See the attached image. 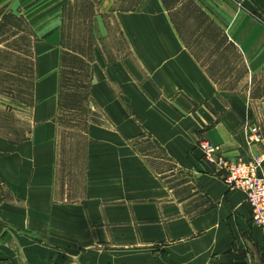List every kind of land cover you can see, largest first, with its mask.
<instances>
[{"label":"crops","instance_id":"0c3cea01","mask_svg":"<svg viewBox=\"0 0 264 264\" xmlns=\"http://www.w3.org/2000/svg\"><path fill=\"white\" fill-rule=\"evenodd\" d=\"M64 1L0 0L32 29L34 60L20 136L7 122L0 132V264H264V232L251 223L245 193L201 167L197 146L209 140L233 159L264 154V0L203 6L227 36L213 43L230 45L245 67L240 90L221 84L231 55L222 65L214 49L210 64L191 52L195 40L177 35L160 0L130 10L99 0L93 38H109L113 13L130 53L92 59L90 94L102 116L88 121L79 166L57 136ZM250 124L262 140H249ZM143 135L158 155L137 149Z\"/></svg>","mask_w":264,"mask_h":264},{"label":"rangeland","instance_id":"374dc122","mask_svg":"<svg viewBox=\"0 0 264 264\" xmlns=\"http://www.w3.org/2000/svg\"><path fill=\"white\" fill-rule=\"evenodd\" d=\"M145 1L148 0H117V2L115 1V9H134ZM213 1L160 0L168 14L173 17L177 35L195 40L186 46L191 52L202 58L205 57L210 64L214 62L212 52L216 50L223 57L222 65L226 61L224 57L230 58L231 55L234 62L232 75L229 76L222 67L221 84L228 89V85L231 83L232 88L240 90L246 83L244 65L239 59H234L230 45L225 44L224 41L221 43H213L212 41L214 37L219 35L227 37L225 34H221L219 29L213 27V19L203 8L205 4L212 5ZM64 2L61 26L62 93L60 92L57 136L62 149L72 148L71 150L78 153L76 159L79 166L81 144L84 141L82 136L88 126V121L101 120L102 116L100 109L92 103L90 94L92 59L97 52L98 55L102 54L103 60L112 61L117 54H129L130 49L127 43L121 42L120 38L125 34L122 33L118 18L113 13L105 17L109 28V38L100 43H97L93 38L91 22L99 0H65ZM198 36L206 37V43H203V40L198 41ZM32 41L33 31L23 16L0 10V108L3 110L1 114L5 117L0 124V132L7 131V122L8 131L13 137H16L15 135L20 136L18 133L21 130V120L17 116H21L22 111H24L23 117L25 118V111L29 109L30 112L33 104L34 60L31 49ZM23 126L25 127V124ZM142 137L144 138L135 139L137 149L148 156L158 155V146L146 135ZM206 143L212 142L206 139L197 142L202 159V162L199 161V163L201 167L204 166L210 172L218 174L214 163L206 158L207 163L203 160L202 149ZM148 160L152 161L151 158ZM4 190L0 183V198L5 195ZM262 195L264 194L257 192L256 198ZM251 223L254 225L252 220Z\"/></svg>","mask_w":264,"mask_h":264},{"label":"built area","instance_id":"2783aa9c","mask_svg":"<svg viewBox=\"0 0 264 264\" xmlns=\"http://www.w3.org/2000/svg\"><path fill=\"white\" fill-rule=\"evenodd\" d=\"M249 129L250 141L262 140L263 134L259 126L253 125ZM202 153L205 163H207L206 158L216 165L218 174L229 189H240L245 193L246 201L251 208V220L255 226L263 230L264 195L257 198L256 195L257 192L264 194V154L254 155L247 159H233L225 155L218 145L212 143L204 144Z\"/></svg>","mask_w":264,"mask_h":264},{"label":"bare ground","instance_id":"6f19581e","mask_svg":"<svg viewBox=\"0 0 264 264\" xmlns=\"http://www.w3.org/2000/svg\"><path fill=\"white\" fill-rule=\"evenodd\" d=\"M246 202H247V201H246ZM248 205H249V204H248ZM259 228H260V227H259ZM261 229H262V228H261ZM263 230H264V229H263ZM263 230H262V231H263ZM263 232H264V231H263Z\"/></svg>","mask_w":264,"mask_h":264},{"label":"trees","instance_id":"16d2710c","mask_svg":"<svg viewBox=\"0 0 264 264\" xmlns=\"http://www.w3.org/2000/svg\"><path fill=\"white\" fill-rule=\"evenodd\" d=\"M72 53H75V52H72Z\"/></svg>","mask_w":264,"mask_h":264}]
</instances>
